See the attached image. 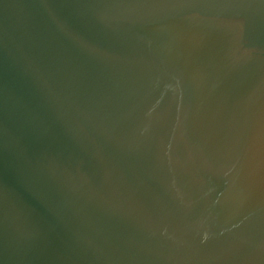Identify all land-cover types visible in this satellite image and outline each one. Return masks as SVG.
<instances>
[{
    "label": "water",
    "instance_id": "obj_1",
    "mask_svg": "<svg viewBox=\"0 0 264 264\" xmlns=\"http://www.w3.org/2000/svg\"><path fill=\"white\" fill-rule=\"evenodd\" d=\"M0 264H264V0H0Z\"/></svg>",
    "mask_w": 264,
    "mask_h": 264
}]
</instances>
